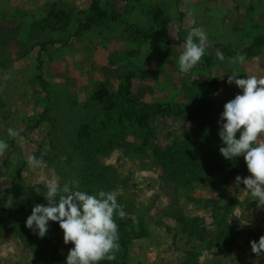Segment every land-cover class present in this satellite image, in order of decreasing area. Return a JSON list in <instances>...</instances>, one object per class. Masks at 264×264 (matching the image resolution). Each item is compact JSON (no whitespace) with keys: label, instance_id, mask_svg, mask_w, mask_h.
Returning a JSON list of instances; mask_svg holds the SVG:
<instances>
[{"label":"rangeland","instance_id":"rangeland-1","mask_svg":"<svg viewBox=\"0 0 264 264\" xmlns=\"http://www.w3.org/2000/svg\"><path fill=\"white\" fill-rule=\"evenodd\" d=\"M193 27L207 55L185 74ZM233 72L264 76V0H0V264H65L58 222L25 227L53 177L124 206L116 259L98 264H264L249 243L264 206L235 184L243 157L219 152Z\"/></svg>","mask_w":264,"mask_h":264},{"label":"clouds","instance_id":"clouds-1","mask_svg":"<svg viewBox=\"0 0 264 264\" xmlns=\"http://www.w3.org/2000/svg\"><path fill=\"white\" fill-rule=\"evenodd\" d=\"M207 35L200 27H193L185 37L184 48L178 58L179 70L189 73L203 61L206 53ZM217 58L224 60L222 53ZM246 56L237 53L231 58L232 64H243ZM237 72L228 75L227 83H234L241 91L223 105L220 114L218 135L223 143L219 152L225 159L242 156L250 175L235 177V184L244 185L258 206H264V76L249 75L237 78ZM237 133L239 137L237 138ZM10 138L18 135L8 129ZM9 148L0 139V157ZM31 167H39L41 161L29 156ZM44 181H36L32 187L39 193ZM43 193L47 204L37 203L26 218L25 227L43 238L48 232V222H58L63 232V242L72 243L65 264H98L102 260L116 259L120 249L119 226L115 217L124 219V206L117 201V194L99 190L95 194L79 190L77 180L65 181L62 185L53 177L46 183ZM251 252L257 257L264 256V235L249 241Z\"/></svg>","mask_w":264,"mask_h":264},{"label":"trees","instance_id":"trees-1","mask_svg":"<svg viewBox=\"0 0 264 264\" xmlns=\"http://www.w3.org/2000/svg\"><path fill=\"white\" fill-rule=\"evenodd\" d=\"M152 39H153V40H157V41H167V40H165V39H161L160 36H153ZM131 134L133 135V132H132ZM2 209H3V208L1 207V210H2ZM1 215H3V213H2Z\"/></svg>","mask_w":264,"mask_h":264}]
</instances>
